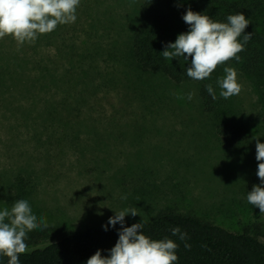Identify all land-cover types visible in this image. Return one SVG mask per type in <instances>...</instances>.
Returning a JSON list of instances; mask_svg holds the SVG:
<instances>
[{
    "label": "rangeland",
    "instance_id": "374dc122",
    "mask_svg": "<svg viewBox=\"0 0 264 264\" xmlns=\"http://www.w3.org/2000/svg\"><path fill=\"white\" fill-rule=\"evenodd\" d=\"M139 5L80 0L76 21L58 25L49 43L18 49L11 36L0 39V211L28 200L38 220L75 231L104 229L131 207L138 215L125 220L173 210L233 232L264 224L246 199L260 185L262 89L236 70L242 90L230 100L250 137L227 147L198 84L176 85L134 62ZM27 59H44L48 79L23 71ZM28 178L35 190L25 198L16 183Z\"/></svg>",
    "mask_w": 264,
    "mask_h": 264
},
{
    "label": "trees",
    "instance_id": "16d2710c",
    "mask_svg": "<svg viewBox=\"0 0 264 264\" xmlns=\"http://www.w3.org/2000/svg\"><path fill=\"white\" fill-rule=\"evenodd\" d=\"M189 8L217 22H227L228 15L241 13L249 20L245 34L253 33L244 51L238 54L239 62L231 60L218 66L210 78L203 81L187 76L191 58L188 62L183 58L165 60L160 55L164 45L174 43L179 34L188 31L189 26L182 17ZM51 34H57L56 29ZM239 39L243 41L242 36ZM37 40L38 45L48 42L49 33ZM24 45L30 46V43ZM131 57L141 69L162 74L176 85L198 84L205 112L213 119L224 144L235 148L249 142L250 124L237 117L230 98L225 100L220 97L221 90L216 82L225 75L224 67H233L251 77L262 89L264 105V0H140L138 22L132 35ZM24 64L23 71H43L48 79L49 67L44 59L34 62L27 59ZM209 83L216 93L215 100L206 91L205 86ZM16 187L26 198L35 190V183L29 178L20 179ZM141 222L144 225L143 233L149 238L160 240L167 237L178 245L176 264H264V241L261 239V236L264 237V224L233 232L193 214L167 210L150 220H125V226ZM173 227L187 233L186 243L191 245L190 250L185 249V242L178 236H172ZM107 228V231L105 228L75 231L48 226L31 232L26 241L28 251L20 255V264H86L98 250L107 257L119 238L120 224ZM0 264H7V258L0 256Z\"/></svg>",
    "mask_w": 264,
    "mask_h": 264
},
{
    "label": "clouds",
    "instance_id": "9594fccd",
    "mask_svg": "<svg viewBox=\"0 0 264 264\" xmlns=\"http://www.w3.org/2000/svg\"><path fill=\"white\" fill-rule=\"evenodd\" d=\"M80 0H0V39L11 36L19 49L25 43H34L40 35L48 34L58 25L74 23ZM189 26L186 33L179 34L174 43L164 45L160 54L165 60L183 58L190 66L187 76L196 81L210 78L218 66L231 60L239 62V53L252 39L253 33L245 34L249 20L241 13L227 16V22H217L208 15L193 12L191 8L182 17ZM243 41H240V37ZM225 75L217 80L220 97L227 100L239 95L242 86L237 81V72L233 67H224ZM207 93L215 100L216 93L211 83L206 86ZM195 92L186 95L191 101ZM185 96L177 95V99ZM256 161L259 186H253L247 192V202L264 215V143L257 139ZM126 200L127 196H121ZM137 216L135 207L125 208L111 217L108 224L115 227L120 224L118 240L104 257L98 250L86 264H176L178 245L171 239L154 240L143 233V223L125 226L126 216ZM48 227L47 220L41 216L38 220L33 214L28 200H17L10 210L0 211V256L7 258V264H20V255L28 251V234L35 229ZM105 231L108 230L105 226ZM172 236H178L186 250L188 235L179 227L171 228Z\"/></svg>",
    "mask_w": 264,
    "mask_h": 264
}]
</instances>
